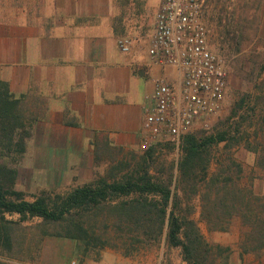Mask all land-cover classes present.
Masks as SVG:
<instances>
[{"label": "crops", "instance_id": "obj_1", "mask_svg": "<svg viewBox=\"0 0 264 264\" xmlns=\"http://www.w3.org/2000/svg\"><path fill=\"white\" fill-rule=\"evenodd\" d=\"M136 1L23 0L0 13V79L31 103L32 148L46 155L32 168L61 173L72 151L69 169L80 171L102 148L140 149L157 79L180 85L178 69L149 54L160 0ZM120 19L135 23L129 52Z\"/></svg>", "mask_w": 264, "mask_h": 264}, {"label": "rangeland", "instance_id": "obj_2", "mask_svg": "<svg viewBox=\"0 0 264 264\" xmlns=\"http://www.w3.org/2000/svg\"><path fill=\"white\" fill-rule=\"evenodd\" d=\"M20 2L23 0H0V13L15 11ZM128 12L125 11L127 15ZM204 20L210 31L211 49L228 71V88L222 109L208 120V126L198 124L190 133L203 137L229 132L228 141L211 148L208 173H217L221 163L228 164L229 159H233L244 169L241 184L252 186L256 193L262 194L264 172L257 167V155L246 148L242 135H254L258 118L264 115V0H206ZM123 23L119 25L123 32L121 36L132 37L135 23L129 26ZM238 129L240 134L232 139L231 135ZM261 135L263 137V133ZM182 140L179 145L170 141L155 143L152 145L155 147L154 153L149 159L148 150L139 148L124 152L106 151L101 156L97 155L90 167L80 171L70 170L74 155L72 151H67L70 169L56 173L39 170L36 166L32 168L35 161L46 155L39 152L42 149L35 152L33 139H30L26 153L17 162L19 177L16 188L24 191L27 200H34L43 193L51 197L66 195L77 186L102 178L113 182L144 163L156 179L172 180L171 188L179 190L183 197L182 207L198 222L206 240L231 248L232 264H264V250L245 253L242 260L244 226L240 219L236 218L228 231H210L206 221L202 220L200 195L190 189L183 191V185L179 184ZM237 170L236 167L232 170L233 176H237ZM79 172L87 173L89 177H80ZM197 179L201 183L203 174L200 173ZM137 196L132 193L113 198L112 202L104 204L102 210L96 208V215H93V211L85 217L86 227L95 232L90 242L86 243L46 234L48 226L44 225L41 217L23 221L18 229L20 258H12V261L15 264H71L73 260H77V264H183L182 249L168 243L167 229L161 235L151 236L135 223L120 221L110 210L115 203ZM6 216L13 220L21 219L18 213Z\"/></svg>", "mask_w": 264, "mask_h": 264}, {"label": "trees", "instance_id": "obj_3", "mask_svg": "<svg viewBox=\"0 0 264 264\" xmlns=\"http://www.w3.org/2000/svg\"><path fill=\"white\" fill-rule=\"evenodd\" d=\"M25 98L13 94L8 82L0 79V264H15L12 258H20L18 229L23 221L41 217L48 226L46 234L90 242L95 232L86 227L85 217L93 211L96 215L95 209L102 210L113 198L132 193L138 196L110 207L120 221L135 223L151 236L161 235L167 229L168 243L181 247L183 259L189 264H232L231 248L206 240L198 222L182 207L179 190L171 188L172 180L156 179L144 163L113 182L102 178L77 186L66 195L51 197L43 193L34 200H27L24 191L16 188L17 162L27 151L35 123L32 105ZM254 132V135L242 136L246 148L257 155V167L264 172V115L258 118ZM238 133L239 129L231 138L235 139ZM229 138L227 131L203 137L193 133L185 135L179 161V184L183 185V191L190 189L200 195L201 218L210 231H228L236 218L241 220L243 260L245 253L264 250V192L258 194L252 186L241 184L244 169L233 159H229L228 164L221 163L217 173H208L211 148ZM113 150L105 147L101 151ZM154 150V146L148 149L147 159ZM235 167L237 176L232 172ZM200 173L203 174L201 183L197 179ZM14 213L20 214L21 219L6 216Z\"/></svg>", "mask_w": 264, "mask_h": 264}, {"label": "built area", "instance_id": "obj_4", "mask_svg": "<svg viewBox=\"0 0 264 264\" xmlns=\"http://www.w3.org/2000/svg\"><path fill=\"white\" fill-rule=\"evenodd\" d=\"M205 8L206 0H160L149 54L154 63L177 68L181 83L174 86L157 79L148 97L151 105L144 119L143 151L159 141L179 145L198 124L208 126V120L223 107L228 71L211 49ZM118 44L129 52L133 40L122 36Z\"/></svg>", "mask_w": 264, "mask_h": 264}]
</instances>
